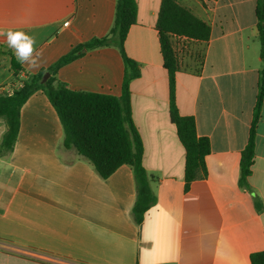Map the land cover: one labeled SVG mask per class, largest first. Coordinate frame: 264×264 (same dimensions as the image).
<instances>
[{"label": "crops", "instance_id": "1", "mask_svg": "<svg viewBox=\"0 0 264 264\" xmlns=\"http://www.w3.org/2000/svg\"><path fill=\"white\" fill-rule=\"evenodd\" d=\"M135 1L136 22L124 48L140 67L130 82V104L154 205L135 224L130 167L102 179L65 149L56 111L37 91L20 109L12 150H0V264H250V254L264 251V99L248 190L239 185L261 68L257 0H176L210 28L206 42L182 37L173 49L176 107L210 143L206 174L187 189L155 29L161 0ZM115 7L116 0H0V90L13 80L12 62L37 74L78 44L107 36ZM10 30L34 37L36 65L17 61L7 43ZM184 41L190 50L178 52ZM123 73L117 47L106 46L84 52L55 78L70 90L120 96ZM4 132L0 118V143Z\"/></svg>", "mask_w": 264, "mask_h": 264}, {"label": "trees", "instance_id": "2", "mask_svg": "<svg viewBox=\"0 0 264 264\" xmlns=\"http://www.w3.org/2000/svg\"><path fill=\"white\" fill-rule=\"evenodd\" d=\"M136 16L135 0H116L114 21L107 36L94 37L78 44L37 74L24 73L16 62H12L13 80L6 90H0V118L5 125L0 150L1 153L12 150L18 136L22 105L31 95L42 91L55 109L62 126V145L65 149H74L102 179L108 178L122 165L130 167L136 193L130 213L133 222L139 224L144 212L154 205L156 198L151 188V178L142 164L143 144L132 119L130 104V82L139 77L140 67L127 56L124 43L130 27L136 22ZM255 16L261 68L248 141L239 162V185L244 190H248L247 178L254 159L255 126L264 99V0H257ZM155 29L168 76L170 121L176 128V135L185 152L184 181L187 189L191 182L205 176V158L210 153V143L206 137L197 136L194 118L180 115L176 107L178 62L172 38L206 42L210 28L176 0H161ZM106 46L117 47L124 63L120 96L70 90L55 78L58 69L84 52ZM44 74L49 76L42 82ZM249 262L264 264V251L250 254Z\"/></svg>", "mask_w": 264, "mask_h": 264}, {"label": "clouds", "instance_id": "3", "mask_svg": "<svg viewBox=\"0 0 264 264\" xmlns=\"http://www.w3.org/2000/svg\"><path fill=\"white\" fill-rule=\"evenodd\" d=\"M7 43L9 48L20 63H27L29 65H36L40 53L35 48L36 41L34 37L22 31H9L7 33Z\"/></svg>", "mask_w": 264, "mask_h": 264}, {"label": "rangeland", "instance_id": "4", "mask_svg": "<svg viewBox=\"0 0 264 264\" xmlns=\"http://www.w3.org/2000/svg\"><path fill=\"white\" fill-rule=\"evenodd\" d=\"M179 1H181V0H179ZM190 47H191V44L189 42L184 41V42H182V48H183V49H181L182 51H178V52H181V53H183L184 51L188 52L190 50ZM196 53L199 54V50H197Z\"/></svg>", "mask_w": 264, "mask_h": 264}, {"label": "built area", "instance_id": "5", "mask_svg": "<svg viewBox=\"0 0 264 264\" xmlns=\"http://www.w3.org/2000/svg\"><path fill=\"white\" fill-rule=\"evenodd\" d=\"M67 24H68V22H65L63 25L66 26ZM181 38H182V37H173V38H172V40H174V41L177 42V43L175 42V44L173 45V49H174V50L178 48L177 45L180 46L178 42H179V40H180ZM175 51H176V50H175Z\"/></svg>", "mask_w": 264, "mask_h": 264}, {"label": "water", "instance_id": "6", "mask_svg": "<svg viewBox=\"0 0 264 264\" xmlns=\"http://www.w3.org/2000/svg\"><path fill=\"white\" fill-rule=\"evenodd\" d=\"M49 74H44L42 77V82H45L48 78Z\"/></svg>", "mask_w": 264, "mask_h": 264}]
</instances>
